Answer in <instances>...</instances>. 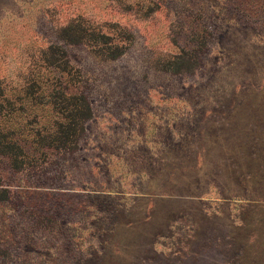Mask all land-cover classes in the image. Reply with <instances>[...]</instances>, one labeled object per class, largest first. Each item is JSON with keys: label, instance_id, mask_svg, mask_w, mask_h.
<instances>
[{"label": "rangeland", "instance_id": "obj_1", "mask_svg": "<svg viewBox=\"0 0 264 264\" xmlns=\"http://www.w3.org/2000/svg\"><path fill=\"white\" fill-rule=\"evenodd\" d=\"M72 20L123 53L63 42ZM31 79L92 115L74 152L0 161V264H220L240 212L257 223L243 261L264 264V0H0V91Z\"/></svg>", "mask_w": 264, "mask_h": 264}, {"label": "trees", "instance_id": "obj_2", "mask_svg": "<svg viewBox=\"0 0 264 264\" xmlns=\"http://www.w3.org/2000/svg\"><path fill=\"white\" fill-rule=\"evenodd\" d=\"M58 37L65 43L87 40L91 45L97 44L93 51L102 59L117 58L125 49L124 44L109 42L108 36L98 31L87 32L74 20L59 29ZM42 58L61 73L67 71L66 54L60 46L48 45ZM183 61L182 58L175 71L191 67L187 60ZM41 83V80L31 79L22 88V94H10L11 97L0 91V161L11 171L23 170L36 159L35 153L44 156L46 153L74 152L84 123L92 115L84 95L52 86L44 92L41 85L45 83ZM44 105L52 111L50 120L41 119L40 110ZM8 197L9 190L2 186L0 201Z\"/></svg>", "mask_w": 264, "mask_h": 264}, {"label": "crops", "instance_id": "obj_3", "mask_svg": "<svg viewBox=\"0 0 264 264\" xmlns=\"http://www.w3.org/2000/svg\"><path fill=\"white\" fill-rule=\"evenodd\" d=\"M250 205L251 204L249 202H246L239 208V211H244L249 208ZM239 215L240 217L238 220L241 221L240 219H242V221L238 226L230 225L225 218L221 221L223 231L226 233H219V243H224V246H222L219 251V258L221 259L220 264H245L243 260L251 258V252L253 250L254 252L257 251V248L254 245H251L250 249L246 246V244H253L257 242L256 239H254V232L255 230L257 231L256 219L253 215H251L247 220L243 221L241 212ZM255 254H257V252ZM255 257L257 258L256 255ZM247 264L253 263L248 262Z\"/></svg>", "mask_w": 264, "mask_h": 264}]
</instances>
